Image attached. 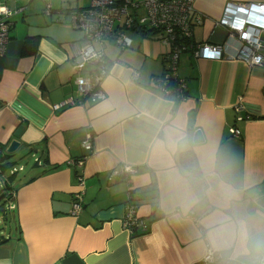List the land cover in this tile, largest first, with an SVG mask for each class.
I'll use <instances>...</instances> for the list:
<instances>
[{
    "label": "crops",
    "instance_id": "crops-1",
    "mask_svg": "<svg viewBox=\"0 0 264 264\" xmlns=\"http://www.w3.org/2000/svg\"><path fill=\"white\" fill-rule=\"evenodd\" d=\"M226 2L264 4L193 0L202 17L193 43L226 44L234 53L235 42L217 24ZM89 4L0 0L11 13L0 57V157L16 139L22 151L15 157L31 161L0 185V200L8 202L0 213L14 224L0 238V264H200L207 251L214 264L258 263L264 258V68L183 53L177 75L185 81L184 97H165L152 81L165 71L168 47L126 31L129 48L101 46L110 71L101 84L105 99L91 103L73 81L71 47L83 36L69 24V13ZM260 40L264 52V33ZM68 98L75 104L61 106ZM196 130L201 144L193 143ZM87 136L90 151L82 147ZM124 166L135 174L109 179ZM77 193L82 209L72 216ZM129 195L143 223L134 235L122 223Z\"/></svg>",
    "mask_w": 264,
    "mask_h": 264
},
{
    "label": "built area",
    "instance_id": "built-area-1",
    "mask_svg": "<svg viewBox=\"0 0 264 264\" xmlns=\"http://www.w3.org/2000/svg\"><path fill=\"white\" fill-rule=\"evenodd\" d=\"M48 6L47 14L50 12ZM143 14L139 15L138 10ZM11 13L0 8V57L5 55L9 43V30L11 27L8 17ZM61 21L60 19L58 20ZM202 17L195 15L193 0H90L87 8L76 9L69 13L71 28L82 34L81 43L72 44L73 81L78 91L91 103L105 99L101 84L108 76L110 65L106 61L101 46L110 42L120 50L130 47L131 40L126 31L151 32L150 38H157L168 47L165 71L161 76L153 78L152 85L165 97L183 98L185 81L177 75L179 58L183 53L190 52L193 57L201 60H238L249 68H264V52L260 35L264 33V4L240 5L226 2L221 18L217 24L227 31V39L236 44L233 54L227 52L226 44H195L191 41L192 31L195 26L201 25ZM96 46L99 49H96ZM87 76H82L84 70ZM72 98L66 99L61 106H73ZM241 109L237 106L235 110ZM249 117L245 119L248 120ZM237 117L236 121H242ZM231 135L238 138L240 131L230 129ZM86 151L91 150L90 137L82 143ZM82 161L77 165L81 166ZM135 174L131 166L114 169L109 174V179L127 180ZM80 188L83 186L79 179ZM82 195V193H81ZM81 195L77 193L72 202L71 215L77 216L82 209ZM131 196L125 205L123 229L134 235L143 223L137 217V207L131 203ZM214 253L207 251L200 264H214ZM256 264H264L262 258Z\"/></svg>",
    "mask_w": 264,
    "mask_h": 264
},
{
    "label": "rangeland",
    "instance_id": "rangeland-1",
    "mask_svg": "<svg viewBox=\"0 0 264 264\" xmlns=\"http://www.w3.org/2000/svg\"><path fill=\"white\" fill-rule=\"evenodd\" d=\"M114 1H118V0H114ZM133 2H141V0H132ZM139 13V15H142L143 14V11L142 9L138 10L137 11ZM27 157H25L24 155H22L21 157H18L15 159H11L9 161H4V164L5 163H9L10 167L9 168H6V169H2L0 168V185L2 184V180H8L10 179L12 176L11 174V170L13 168H15L17 171L19 170L20 166H23V167H26L28 166L31 161L29 159H26ZM20 173L17 174V176L19 175ZM7 204L8 202H6L5 200L4 201H1L0 200V207H2V209H7ZM10 215L8 214V220H4L5 218L3 217V215L0 213V238L1 237H7L8 234L11 233V230H14V224L13 222L11 221Z\"/></svg>",
    "mask_w": 264,
    "mask_h": 264
},
{
    "label": "water",
    "instance_id": "water-1",
    "mask_svg": "<svg viewBox=\"0 0 264 264\" xmlns=\"http://www.w3.org/2000/svg\"><path fill=\"white\" fill-rule=\"evenodd\" d=\"M24 130V127L23 126H20L16 131H15V134L14 136L16 138H18L21 133L23 132ZM204 139H203V135H202V132L200 130H196L194 131L193 133V143L194 144H201L203 143ZM22 151V148H21V144L18 140L14 139L12 140L8 146L5 148L4 150V155L6 156V161L10 158H13L15 157L18 153H20ZM184 164L185 166L192 170V171H195V168H194V163L191 161V157H185L184 158ZM11 174H15L13 172H11Z\"/></svg>",
    "mask_w": 264,
    "mask_h": 264
},
{
    "label": "trees",
    "instance_id": "trees-1",
    "mask_svg": "<svg viewBox=\"0 0 264 264\" xmlns=\"http://www.w3.org/2000/svg\"><path fill=\"white\" fill-rule=\"evenodd\" d=\"M137 33H139V32H137ZM139 34H141V35H143L144 37H146V38H150L152 35V33L151 32H140ZM6 160V156L5 155H3L2 157H0V166H1V168L4 170V169H6V168H9L10 166V164L9 163H5L4 164V161ZM14 175V174H13ZM13 175H11V176H13Z\"/></svg>",
    "mask_w": 264,
    "mask_h": 264
}]
</instances>
